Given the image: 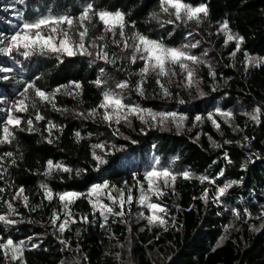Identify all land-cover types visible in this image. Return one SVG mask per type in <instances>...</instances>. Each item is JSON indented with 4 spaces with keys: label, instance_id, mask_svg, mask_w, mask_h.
<instances>
[{
    "label": "trees",
    "instance_id": "16d2710c",
    "mask_svg": "<svg viewBox=\"0 0 264 264\" xmlns=\"http://www.w3.org/2000/svg\"><path fill=\"white\" fill-rule=\"evenodd\" d=\"M89 2L97 10L125 13L136 30L152 39H163L169 46L200 41V46L191 51L203 56L216 76H210L209 68L200 65L196 73L199 85L189 89L178 74L170 82L164 81L171 93L167 98L155 77L150 76L144 84L145 95L140 96L135 91L139 81L136 73L142 66L139 62L132 65L118 59L113 67L101 61L92 63L91 58L82 56L63 57L60 62L53 55L25 59L19 54L11 58L0 54V68L10 69L0 72V100L7 101L0 103V124L11 102L19 98V92L29 82L49 93L73 81L82 84V94L77 97L56 95V106L67 111L38 103L37 110L45 120L34 121L37 130L17 131L11 145H0V155L12 151L16 159V165L9 166L8 175L0 180V187L6 190L0 195L11 200L19 213L10 217L17 223H0V235L38 245L25 252L26 264H264V218H257L264 209V115L260 123L246 115L256 107L264 112V64H247L244 56L247 52L251 57L264 58V0H185L194 6L206 5L210 15L199 26L193 23L175 29L148 22L150 14L158 10V0H25L24 4L0 0V35L10 36L23 21H33L49 12L77 16ZM224 20L234 34L243 38L235 57L230 55L235 42L224 46L225 37L219 29ZM189 31L193 36L186 40ZM110 51L119 53L115 48ZM97 78L105 81L102 88L95 85ZM124 81H128L129 88L115 87ZM106 90L123 95L125 103L155 112L175 111L186 115L187 120L179 129L173 123L149 126L134 117L130 124L122 121L110 127L100 116L93 120L79 115L97 108ZM217 110L232 112L233 116L226 123L225 118L216 115ZM34 114L30 109L29 114L17 115L26 120ZM210 114L221 125L219 131L207 119ZM197 116L203 119L196 121ZM49 121L58 126L51 136L45 130ZM76 132L81 134L79 141ZM98 143H104L110 154L105 156L107 164L96 171L92 145ZM95 151L104 155L99 149ZM48 160L73 171L44 176ZM156 160L159 167H169L177 174L174 187L164 189L167 194L161 200L153 197L154 202L169 210L166 226L148 225L139 213H150L135 201L123 219L109 216L105 222L99 213L92 215L85 199L70 207L77 221L87 216V223H71L62 235L50 224L52 213H62V206L56 199L51 203L44 199L41 184L54 193H87L93 184L103 182L117 188H124L125 182L135 185L137 179L146 184L143 176ZM221 170L223 176L218 175ZM183 171H189L193 178L184 180L180 175ZM200 176L215 179V184L207 180L201 183ZM233 181L238 183L217 200L218 187ZM20 187L29 197V208L23 206L22 200L12 199ZM205 191L207 200L201 199ZM133 194L139 196L135 188ZM101 199L110 203L103 195ZM233 209L241 211L240 219L234 216ZM245 209L252 213L251 218L244 216ZM5 214L6 205L0 202V215ZM60 239L69 241L70 248ZM0 264L10 261L0 256Z\"/></svg>",
    "mask_w": 264,
    "mask_h": 264
},
{
    "label": "snow or ice",
    "instance_id": "6c2138e0",
    "mask_svg": "<svg viewBox=\"0 0 264 264\" xmlns=\"http://www.w3.org/2000/svg\"><path fill=\"white\" fill-rule=\"evenodd\" d=\"M17 3L24 4L25 0H17ZM210 15L209 9L206 5L194 6L185 0H158V10L153 11L148 22H156L161 28L172 25L173 29L180 26L187 27L189 24L197 26L204 23L205 19ZM23 20V15H20ZM99 26V32L97 28ZM132 31H128V29ZM220 32L225 37L224 46L227 47L229 42H235V49L231 52V56L235 57L240 52L243 38L234 34L229 27V22L224 20L219 25ZM169 35H172L170 32ZM193 36L189 31L185 37L188 40ZM200 46V41H191L182 44L180 47L169 46L164 43L163 39H152L149 36L136 30L134 23H129L126 15L123 12H109L105 10H97L93 3L89 2L82 6V11L77 16H72L68 13L54 15L49 12L47 15H42L33 21H23L18 30L10 36L0 35V54L4 57H13L14 54H19L25 59L33 55H53L58 61L62 62L63 57L82 56L91 58V62L95 63L101 61L104 64L116 66L118 59L120 61H127L129 64L135 65L138 62L142 64L138 73L139 81L135 86V91L138 95L144 96V84L150 76L155 77V82L161 89L162 95L167 98L171 95L164 81H171L173 77L178 74L183 76L184 86L191 89L194 85L198 87L199 79L197 78V68L200 65H205L209 68V75L215 78L216 73L212 70V66L203 56L193 54L191 49H196ZM111 48L119 49V53L110 51ZM207 55V53H204ZM247 64L260 66L264 64V58H256L244 53ZM179 70V72L177 71ZM10 69L0 68V72H7ZM101 74L104 69H100ZM7 79V77H4ZM97 87H103L105 81L97 78L94 81ZM128 81L120 82L115 85L118 89L129 88ZM31 90V92H30ZM216 90L215 88L213 89ZM72 95L77 97L82 94V84L79 82H70L69 85L59 86L51 93L38 88L34 83L29 82L25 85L22 91L19 92V98L11 102L7 109L6 119L0 124V145H11L16 140L17 131H36L35 122L45 120V117L37 110L38 103L51 105L56 111H67L56 106L55 100L57 94ZM203 95V93H201ZM183 103V101H180ZM0 103H7V101L0 100ZM30 109L35 113L33 118L23 119L17 114H29ZM102 110V112H101ZM80 116L86 119H95L97 116L107 123L110 127L113 123L120 124L122 121L131 123V118L134 117L142 123L149 126L163 127L168 123H173L179 129L183 122L187 120V116L179 114L175 111L171 112H155L151 109L140 107L138 104L125 103L123 95L112 90H106L102 93V100L97 106L85 113H79ZM216 115L225 118L227 123L233 116L232 112L217 110ZM249 119L256 123L261 122V116L264 115L261 108L256 107L253 112L246 113ZM196 121H201L203 118L197 116ZM211 120L217 131L220 130L221 125L213 118V115L207 117ZM23 125V126H22ZM57 125L48 122L46 131L51 136ZM115 134V133H114ZM77 140L81 138L80 132H76ZM247 139V138H245ZM49 143L52 141L49 140ZM226 143H228L226 141ZM115 148V145H112ZM92 159L96 162V171L100 170L99 166L107 164L105 156L110 154L105 151V144L98 143L92 145ZM96 149L104 152V155H98ZM14 153L7 151L0 155V180H3L8 175V167L16 165V159L13 158ZM10 160V165L8 160ZM227 158V157H226ZM231 163V160L228 161ZM159 160L154 162V166L147 171L143 176V181L137 179L135 185H129L125 182L124 188H117L110 186L108 182L96 183L91 186L87 193H79L75 191H65L63 193H54L51 188L45 184H41L43 197L49 203L54 199L62 206V213L54 211L50 217V224L56 228L61 235L66 231L71 223H87V216L80 217L79 221L73 216L71 205L77 200L85 199L91 206L92 215L104 218L106 222L109 216H115L123 219L126 214L130 213V206L135 201L138 205L147 209L150 213L145 215L140 212L139 215L145 219L150 226L164 227L167 224L165 217L168 216L169 210L160 202H154L153 197L159 201L167 193L164 189L174 187L177 179V174L169 167H159ZM71 173L73 170L62 163H55L52 160L46 162V170L44 176H50L54 172ZM79 175V171L77 172ZM184 180L193 178L189 171L180 173ZM223 176L224 172L221 170L218 174ZM201 183L208 181L215 184V179H209L205 176L198 177ZM238 181L229 182L217 189L216 199L219 200L225 196L233 184ZM11 187V185H9ZM139 192L136 197L133 194V189ZM125 189L127 191H125ZM6 190L0 187V193ZM116 192L117 195L112 193ZM110 203H104L101 196ZM208 193L205 191L201 199L207 200ZM13 200H22L23 206L29 208V197L25 194V189L20 187L12 197ZM0 202L6 205L7 214L0 215V223L4 225H11L17 223L16 220L10 218L19 215L17 208L11 200H5L0 195ZM128 209L126 211V207ZM119 209L118 211L116 209ZM31 208L30 211H34ZM61 214L63 219L61 220ZM233 214L237 219H240L242 214L240 210L233 209ZM244 216L251 218L252 213L247 209L244 210ZM264 218V209H262L260 217ZM57 221H60L57 226ZM31 222V221H29ZM104 226L103 224L101 225ZM165 230L166 227H165ZM59 242L70 248L69 241L60 239ZM38 247V245L31 244L30 240L14 241L11 238H5L0 235V256L5 261H10V264H26L24 254L27 250ZM219 247V244L217 245ZM74 264H79L78 261Z\"/></svg>",
    "mask_w": 264,
    "mask_h": 264
}]
</instances>
